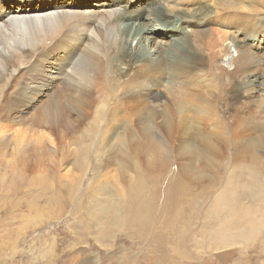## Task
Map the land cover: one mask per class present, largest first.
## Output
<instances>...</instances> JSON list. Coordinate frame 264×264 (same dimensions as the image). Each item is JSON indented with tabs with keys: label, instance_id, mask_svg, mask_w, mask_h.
Segmentation results:
<instances>
[{
	"label": "bare ground",
	"instance_id": "6f19581e",
	"mask_svg": "<svg viewBox=\"0 0 264 264\" xmlns=\"http://www.w3.org/2000/svg\"><path fill=\"white\" fill-rule=\"evenodd\" d=\"M262 19L264 0H0V52L13 47L0 61V128L48 95L55 129H88L74 162L79 184L94 176L78 196L84 226L100 239L132 233L150 251L145 264L193 263L189 227L214 247L264 258V104L232 118L224 92L264 91L258 73L246 78L264 57L241 40L262 42ZM164 24L170 36L160 37ZM12 151L32 161L36 142ZM109 172L124 186L105 181ZM217 176L225 181L214 190ZM173 221L182 225L171 230ZM53 250L39 256L50 262Z\"/></svg>",
	"mask_w": 264,
	"mask_h": 264
},
{
	"label": "rangeland",
	"instance_id": "374dc122",
	"mask_svg": "<svg viewBox=\"0 0 264 264\" xmlns=\"http://www.w3.org/2000/svg\"><path fill=\"white\" fill-rule=\"evenodd\" d=\"M83 5L87 12L92 7L91 3ZM263 21L262 19L261 23ZM1 25L3 23H0V27ZM161 26L163 30H160L159 36H170L167 34L169 30L165 29L169 25ZM212 27L216 28L217 26ZM228 31L232 33L233 29ZM248 34L246 38H241L242 43L247 47L250 45L248 47L250 51L263 58L264 38L261 42L250 33ZM4 45L0 42V47ZM11 46L12 44L9 49L5 48V52L3 50L0 52V61L9 58L13 53ZM233 55H236L235 51H233ZM262 61L258 66L248 68L249 73L246 78H249L251 72L255 71L258 73L260 81L264 83V61ZM12 67H20L18 75L24 70L22 65L14 64ZM232 67L228 66V69L230 70ZM225 76L224 74L223 77H219L223 79ZM168 79L169 74H166V82L161 85L162 90L167 88ZM232 83L237 84L238 79L233 78ZM224 92L232 94L231 96L234 98L231 101L233 102L232 107L229 108L232 118L244 115L247 107L259 110L260 106L264 104V91L261 90L255 94L252 93L254 96L249 100L245 98L237 85L228 86L225 84ZM226 93H223L222 97L226 98L227 96H224L227 95ZM48 101L49 96L44 95L36 102L35 108L24 113L22 120L14 119L7 123L4 121L5 127L0 128V142L6 140L9 143L3 149L0 146V264H107L108 261H111L112 264H145L146 256L150 255V251L146 252L145 242L136 239L132 233L130 236H121V239L118 237L117 240L114 238L100 239L99 231L96 228L92 230V228L84 226L88 213L81 206L78 196L81 194L82 188L94 179V176L86 171L81 179H78L79 184L76 181L79 174L75 170L74 162L79 156L77 150L79 143L88 144L90 141L89 135L86 133L88 129L75 127L66 130L61 123L60 127L55 129L49 121V111L42 109V105H46ZM33 116H36L34 130L29 126ZM0 120L3 121V118ZM63 122L65 121L63 120ZM152 132L156 136V131L152 130ZM118 135L121 133L119 132ZM109 139L108 136L107 140ZM15 141H21V147L24 149L36 142V156L32 161L19 160L14 155L12 149ZM228 147L232 148L231 143ZM261 153L264 154L263 149ZM171 155L173 162L174 154ZM179 162L176 159L174 165ZM171 173V171L167 173L166 181L175 178L170 175ZM102 176L105 181L124 186L123 180L121 181L118 175L116 176L112 172ZM216 179L218 180L212 185L214 190L219 189V186L225 181L222 176H217ZM214 194L215 192L212 195ZM180 225H182L181 222L173 221L170 223V229L176 230ZM188 232L195 238V244L191 247L190 252L195 254L194 256L197 255L191 264H264V258L259 257L258 259L255 256L248 260L238 244L214 247L211 242L200 238L192 227L185 230V233ZM51 246L54 249L52 259L47 262L48 257L39 256L41 254L39 249H47ZM124 259L125 261L122 262ZM182 261H186V258H183Z\"/></svg>",
	"mask_w": 264,
	"mask_h": 264
}]
</instances>
